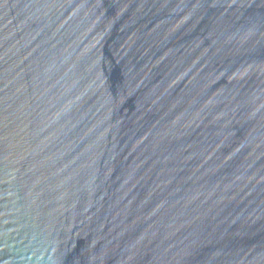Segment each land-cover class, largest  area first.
<instances>
[{"label": "water", "instance_id": "obj_1", "mask_svg": "<svg viewBox=\"0 0 264 264\" xmlns=\"http://www.w3.org/2000/svg\"><path fill=\"white\" fill-rule=\"evenodd\" d=\"M0 264H264V0H0Z\"/></svg>", "mask_w": 264, "mask_h": 264}]
</instances>
